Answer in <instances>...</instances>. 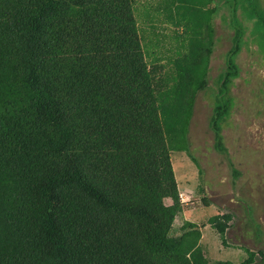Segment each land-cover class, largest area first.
<instances>
[{
  "label": "trees",
  "instance_id": "16d2710c",
  "mask_svg": "<svg viewBox=\"0 0 264 264\" xmlns=\"http://www.w3.org/2000/svg\"><path fill=\"white\" fill-rule=\"evenodd\" d=\"M221 5L233 35L209 127L226 152L236 58L249 42L264 57L261 0H179L175 23L198 38L171 77L147 64L134 0H0V264H209L193 222L171 234L182 207L161 115L175 104L170 150L188 151ZM231 218L208 217L224 243Z\"/></svg>",
  "mask_w": 264,
  "mask_h": 264
},
{
  "label": "rangeland",
  "instance_id": "374dc122",
  "mask_svg": "<svg viewBox=\"0 0 264 264\" xmlns=\"http://www.w3.org/2000/svg\"><path fill=\"white\" fill-rule=\"evenodd\" d=\"M261 3L264 7V0ZM187 4L201 9L197 2ZM187 4L183 3V7ZM178 5L179 0H134L137 24L146 35L143 42L147 64L156 63L170 77L173 60L185 62L183 54L198 38H188L182 25L175 23ZM144 11L151 12L152 24L142 19ZM229 18L227 8L221 5L213 19L215 42L207 84L196 94L188 126V151L170 150L169 143L177 128L172 118L175 104L166 106L165 114L161 115L182 204L171 234L179 236L187 230L182 227L188 220L200 233L199 245L209 264L217 260L238 264L247 257L249 249L255 253L251 264H264V57L255 43L244 44L236 58L239 76L229 87L234 105L220 130L226 152L215 148L214 133L209 127L218 92L217 79L226 67L225 55L232 44ZM203 196L208 204L202 200ZM164 201L170 204L172 198L168 195ZM226 212L232 213V218L224 243L208 223V217Z\"/></svg>",
  "mask_w": 264,
  "mask_h": 264
},
{
  "label": "crops",
  "instance_id": "0c3cea01",
  "mask_svg": "<svg viewBox=\"0 0 264 264\" xmlns=\"http://www.w3.org/2000/svg\"><path fill=\"white\" fill-rule=\"evenodd\" d=\"M184 195H185V197H186V194H184ZM183 198H184V197H183ZM185 200H186V199H184V201H185ZM184 201H183V202H184ZM181 207H182V204H181Z\"/></svg>",
  "mask_w": 264,
  "mask_h": 264
},
{
  "label": "clouds",
  "instance_id": "9594fccd",
  "mask_svg": "<svg viewBox=\"0 0 264 264\" xmlns=\"http://www.w3.org/2000/svg\"><path fill=\"white\" fill-rule=\"evenodd\" d=\"M180 201H181V199H180Z\"/></svg>",
  "mask_w": 264,
  "mask_h": 264
}]
</instances>
